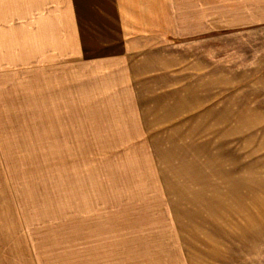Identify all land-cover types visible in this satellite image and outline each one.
<instances>
[{
	"label": "rangeland",
	"instance_id": "374dc122",
	"mask_svg": "<svg viewBox=\"0 0 264 264\" xmlns=\"http://www.w3.org/2000/svg\"><path fill=\"white\" fill-rule=\"evenodd\" d=\"M122 3L124 55L0 32V264H264L252 0Z\"/></svg>",
	"mask_w": 264,
	"mask_h": 264
},
{
	"label": "crops",
	"instance_id": "0c3cea01",
	"mask_svg": "<svg viewBox=\"0 0 264 264\" xmlns=\"http://www.w3.org/2000/svg\"><path fill=\"white\" fill-rule=\"evenodd\" d=\"M34 1L26 0L25 4L23 2L21 5L13 0L10 2L11 6L8 11L2 13L3 15L7 13V18L0 17V32H7L9 46L14 47H11L10 50L14 54L17 44L29 47L48 45L50 29H52L51 37L57 40L61 39L62 42L59 45H64V28L70 25L76 30L79 29L80 37L88 38V41L84 39V42L73 44L106 46L110 55L126 53V46L130 43V29L122 17V14H125L122 11L124 9L122 0H54L56 5L50 4V0L47 4L33 5ZM252 28L264 30V0H252ZM104 30H107V34ZM135 31L136 33L133 35H137V39L145 36V33L141 32L142 30ZM102 36H106V38L104 39ZM28 51H25V54H30ZM80 53L74 54L73 60H77V57L80 61L87 60L86 56L81 55L83 53V55H90L86 54L87 51ZM24 60L33 62L39 59L26 57Z\"/></svg>",
	"mask_w": 264,
	"mask_h": 264
}]
</instances>
